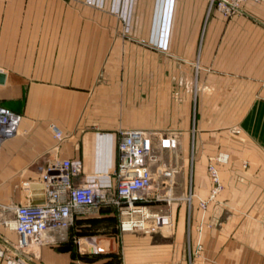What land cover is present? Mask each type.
I'll list each match as a JSON object with an SVG mask.
<instances>
[{"label": "crops", "instance_id": "0c3cea01", "mask_svg": "<svg viewBox=\"0 0 264 264\" xmlns=\"http://www.w3.org/2000/svg\"><path fill=\"white\" fill-rule=\"evenodd\" d=\"M0 70V103L23 114L0 147V201L42 202L41 178L61 158L74 160V183H114L120 128L175 134L173 171L186 173L159 188L174 222L144 239L143 264H264V0L232 16L208 14V0H0ZM220 151L223 188L203 208ZM61 240L0 264L81 260Z\"/></svg>", "mask_w": 264, "mask_h": 264}, {"label": "built area", "instance_id": "2783aa9c", "mask_svg": "<svg viewBox=\"0 0 264 264\" xmlns=\"http://www.w3.org/2000/svg\"><path fill=\"white\" fill-rule=\"evenodd\" d=\"M246 0H208V14L218 10L226 16L242 11ZM22 113L0 103V147L19 132ZM58 139L63 138V130L52 126ZM154 131L144 127H125L118 131L116 165L113 170L114 183L98 182L74 183L72 174L77 170L74 160L56 159L49 165L41 178L44 186V200L16 202L0 211V226L14 230L18 238L13 240L0 235V261L4 258L23 257L31 260L28 247L50 242L42 240L44 233L65 230L75 224L77 217L96 214L102 206H115L119 210L121 231H145L155 233L170 225L173 219V198L161 191L152 190L155 172L151 165ZM163 147H174V138H163ZM229 160V153L220 151L208 164L213 186L209 198L200 203L206 208L210 199L215 198L223 188L220 164ZM160 171L170 174L168 162H161ZM29 181L24 184L29 185ZM191 197V195L189 196ZM7 208L12 216H6ZM54 235L53 237H55ZM58 238V239H63ZM201 248V245H199ZM38 264H46L39 262ZM75 264H89L78 260Z\"/></svg>", "mask_w": 264, "mask_h": 264}, {"label": "rangeland", "instance_id": "374dc122", "mask_svg": "<svg viewBox=\"0 0 264 264\" xmlns=\"http://www.w3.org/2000/svg\"><path fill=\"white\" fill-rule=\"evenodd\" d=\"M53 124L51 125V128ZM53 133L55 135L54 130ZM55 137L58 139L56 135ZM168 137L175 139L177 135L175 134L167 135V134H158V133L153 135V150L151 155V165L155 172L154 174L155 180L151 188L156 192H158L159 188L161 187L160 182L165 178L164 173L160 171V168H162L161 166L162 161L168 162L167 170L173 172V174L179 175L186 173L184 170L185 166L182 169L181 166H178L179 170L176 173L173 171V167H175L174 165L175 163H177V161L180 164L183 162L181 158V151L179 148L163 147L162 139ZM187 174H189V167L187 168ZM3 185L4 184H2V186ZM2 193L3 191H0V195ZM16 202L17 201H13V200L7 202L0 201V211L5 206L9 207L15 204ZM100 210H104L108 212V214L104 217H98V218L94 217L91 220L87 221L88 223H84V221L82 220L77 222L75 221V224L73 226L65 230L58 229L55 231L48 232L50 234L56 235L55 237L49 239L50 242L56 243L62 241L58 238H62V237L67 238L66 242L71 243L70 245H72V247L75 250L78 251L81 250L82 253L79 254L81 259L83 261L88 262L89 264H143L141 255H142L144 239H148L149 236L153 235L154 233H146L145 231L142 230L121 231L119 228L120 213L117 207L105 205L102 206ZM6 216L8 217L12 216V211L8 208H7ZM173 222H174V217L170 225H172ZM170 225L164 226L162 230H165ZM7 230H11V229H7ZM116 232H119L120 234L116 242H113L112 241L113 239L110 237L112 235H115ZM84 239H87L90 242L91 241L94 242L91 246H89V248H86L85 246H83ZM45 240H47V238ZM104 241L106 242L105 243L106 247L101 246V244ZM62 244L64 243L62 242ZM31 247L32 245L28 247L29 252H30L29 249ZM89 254H91V256H89ZM105 257H110V259H108V261L107 260L105 261L104 260Z\"/></svg>", "mask_w": 264, "mask_h": 264}, {"label": "bare ground", "instance_id": "6f19581e", "mask_svg": "<svg viewBox=\"0 0 264 264\" xmlns=\"http://www.w3.org/2000/svg\"><path fill=\"white\" fill-rule=\"evenodd\" d=\"M53 236H54V234L44 233V234L42 235L41 239L44 240V239L47 238V239L49 240L50 238H53ZM33 244H35V245H36V244L39 245L37 241L33 242ZM33 244H31V245H33Z\"/></svg>", "mask_w": 264, "mask_h": 264}, {"label": "water", "instance_id": "95a60500", "mask_svg": "<svg viewBox=\"0 0 264 264\" xmlns=\"http://www.w3.org/2000/svg\"><path fill=\"white\" fill-rule=\"evenodd\" d=\"M5 79H6V73L0 70V83L5 82Z\"/></svg>", "mask_w": 264, "mask_h": 264}]
</instances>
